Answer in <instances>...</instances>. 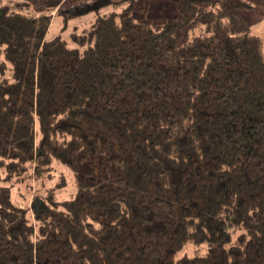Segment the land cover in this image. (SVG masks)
<instances>
[{
	"label": "trees",
	"instance_id": "obj_1",
	"mask_svg": "<svg viewBox=\"0 0 264 264\" xmlns=\"http://www.w3.org/2000/svg\"><path fill=\"white\" fill-rule=\"evenodd\" d=\"M133 1L67 37L65 0L0 2V264H264L253 6L175 0L154 27ZM52 163L72 197H54ZM28 170L50 190L31 200L35 225L9 184Z\"/></svg>",
	"mask_w": 264,
	"mask_h": 264
},
{
	"label": "rangeland",
	"instance_id": "obj_2",
	"mask_svg": "<svg viewBox=\"0 0 264 264\" xmlns=\"http://www.w3.org/2000/svg\"><path fill=\"white\" fill-rule=\"evenodd\" d=\"M12 0H0V2H8ZM41 1V0H40ZM111 1V3H109ZM120 0H65L62 4L63 7L69 8L76 12L72 17L66 30L62 33L67 37V32L73 26L83 28L89 24V22L95 17L97 10L99 12H106L110 10L120 11L127 1L117 5L115 2ZM253 6L251 10H244L241 12L242 16L248 20L252 32L259 35L264 34V0H247ZM133 8L130 13L132 19L136 22H147L154 27H159L161 24L169 19L177 17V4L175 0H134ZM120 3V2H119ZM116 4V5H115ZM116 6V7H115ZM56 10H53V13ZM62 19L59 16L52 17L51 23L46 33L47 38H51L57 33H60L62 27ZM261 33V34H260ZM6 70V69H5ZM6 72V71H5ZM52 177H56L51 185L54 187V197L59 200L68 199L72 197L75 192L74 179H72V173L63 165L59 163H52ZM4 173L2 172L1 176ZM31 170L23 172L19 175L13 176L9 184L12 185V200L14 203L27 208V217L36 224L33 213L30 208L32 198L39 192L45 193L50 191L45 186L39 187V183ZM204 250L202 249L201 252ZM185 253L192 255L195 253V249L192 246H188Z\"/></svg>",
	"mask_w": 264,
	"mask_h": 264
}]
</instances>
